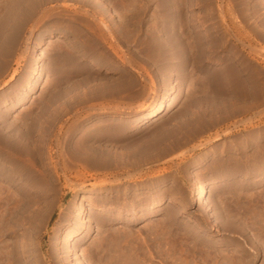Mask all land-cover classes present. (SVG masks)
<instances>
[{"label":"rangeland","instance_id":"obj_1","mask_svg":"<svg viewBox=\"0 0 264 264\" xmlns=\"http://www.w3.org/2000/svg\"><path fill=\"white\" fill-rule=\"evenodd\" d=\"M186 17L190 39H181L180 48L169 43L166 30L168 24L180 29ZM236 28L249 40L243 53L233 38ZM219 36H227L228 45L212 52ZM186 41L192 47L185 52ZM221 76L235 93L244 85L264 86V0H0V260L74 264L62 242L72 228L66 210L74 201L85 214L101 196L80 202L82 192H127L119 201L134 200L140 210L161 187L163 202L154 216L145 219L138 211L128 225L124 213L118 225L75 238L81 263L264 264V178L253 184L257 178L229 172L233 178L224 186L212 183L219 167L230 171L259 148L264 152V138L254 139L264 135V98L258 104L241 100L246 110L251 104L247 113L225 117L217 127L197 105ZM178 91L172 112L149 130L116 133L118 125L160 108ZM22 133L39 158L11 151L21 147ZM160 134L165 139L156 145L155 162L128 156L143 138ZM216 134L221 138L214 140ZM118 142L126 157L119 169L72 160L80 146L111 144L113 151ZM191 180L196 183L190 186ZM200 183L209 188L208 211L189 201ZM26 203L31 207L24 210ZM229 216L240 220L231 227Z\"/></svg>","mask_w":264,"mask_h":264},{"label":"bare ground","instance_id":"obj_2","mask_svg":"<svg viewBox=\"0 0 264 264\" xmlns=\"http://www.w3.org/2000/svg\"><path fill=\"white\" fill-rule=\"evenodd\" d=\"M221 1V0H220ZM237 2L240 3H245L248 0H236ZM179 7V6H177ZM191 7V6H190ZM174 8V7H173ZM181 9V8H180ZM182 9H185L182 7ZM188 9V8H186ZM176 13H177V9ZM183 11V10H182ZM191 11V10H190ZM226 11V10H225ZM172 12V11H171ZM224 12V11H223ZM189 13V12H188ZM231 13V12H230ZM229 13V14H230ZM172 14V13H170ZM184 15V14H183ZM221 15V14H220ZM226 16V15H225ZM221 22L222 25L224 26V29L229 30V25L226 21V18L224 17V14L221 16ZM181 20V18H179ZM184 19V18H183ZM194 19V18H193ZM228 19V18H227ZM168 21V20H167ZM178 21V19H177ZM197 21V20H196ZM230 22V21H229ZM167 23V22H166ZM175 23V22H174ZM189 21L187 19V17L184 19V21H182L180 29L181 31L179 32V28L176 24H172V25H167V30L166 32L169 33L168 34V39H169V43L173 44L174 46L177 45L178 47H182V44L180 43V40L183 39V41L186 39H190V32L187 30L189 27ZM192 23V22H191ZM171 24V23H170ZM230 24V23H229ZM234 25V24H232ZM193 26V25H192ZM235 26V25H234ZM232 27V26H231ZM237 27V26H236ZM190 28V27H189ZM193 28V27H192ZM233 28V27H232ZM238 28L234 29L237 30ZM242 29V28H241ZM233 30V31H234ZM240 31V30H239ZM192 32V31H191ZM230 32V31H229ZM238 32V30H237ZM243 32V31H242ZM197 33V32H196ZM228 33V32H227ZM235 33V32H233ZM239 33V35H238ZM235 36L233 35L234 41L237 44V47L241 49L242 53L245 52V50L248 48V41H246V39H244L243 37V33L238 32ZM182 35H184L185 37H183ZM232 35V34H231ZM192 36V35H191ZM197 36V35H196ZM230 36V35H228ZM182 37V38H181ZM221 37V36H219ZM232 37V36H231ZM167 38V37H166ZM185 38V39H184ZM198 38V37H197ZM204 38V37H203ZM215 38V37H214ZM229 39V37H228ZM248 39V37H247ZM200 40V39H199ZM216 40V39H215ZM203 41V40H202ZM227 36H222L220 39L216 40L215 42L210 44V49L212 50V52H217L219 49L223 50V48L228 45L227 44ZM187 42V41H186ZM189 42V41H188ZM187 42L186 44H183V49L185 50V52L187 51V49L190 47H192V45L190 43ZM211 42V41H210ZM196 43V42H195ZM206 43V42H205ZM232 43V42H231ZM235 44V43H234ZM201 45V43H200ZM203 45V43H202ZM173 46V47H174ZM194 46V45H193ZM206 46V45H205ZM196 47V45H195ZM198 48H200L197 45ZM196 47V48H197ZM235 47V46H234ZM204 48V47H203ZM250 49V48H249ZM190 50V49H188ZM195 50V49H194ZM210 50V51H211ZM203 51V50H202ZM207 51V50H206ZM189 54V53H188ZM205 54V53H204ZM210 54V53H209ZM218 54V53H217ZM230 55V54H229ZM202 56V53H201ZM215 56V55H214ZM213 56V58H214ZM227 56V55H226ZM238 56V55H237ZM188 57V56H187ZM192 57V56H190ZM236 57V55H235ZM205 58V57H204ZM211 58V57H210ZM228 58V57H227ZM240 58V57H239ZM190 59V58H189ZM200 59V58H199ZM72 60V59H71ZM186 60L188 61V58H184L183 62H186ZM197 60V59H196ZM201 60V59H200ZM191 61V60H190ZM180 62V61H179ZM77 63V62H75ZM81 63V62H80ZM95 63V62H93ZM181 63V62H180ZM194 63V62H193ZM185 64V63H184ZM201 64V63H200ZM226 64V63H225ZM237 64V63H236ZM97 67V69H102L103 66H101V64L99 63H95L93 64ZM181 65V64H180ZM183 65V64H182ZM203 65V64H202ZM243 65V64H242ZM224 66V65H223ZM38 67V66H37ZM75 67V66H73ZM235 67H240L238 65H236ZM75 69V68H74ZM72 69L70 71L71 75H76V70ZM178 69V68H177ZM227 70V69H226ZM237 70V69H236ZM180 71V70H178ZM230 71V70H229ZM225 73V72H224ZM223 73V74H224ZM228 73V72H227ZM234 73V72H232ZM231 73V74H232ZM217 75H219L217 73ZM226 75V74H225ZM229 75V74H228ZM236 75V74H235ZM230 76V75H229ZM238 76V75H236ZM240 76V75H239ZM13 77V74L8 78V81L11 80ZM226 78H222L219 77L217 79H214V87H216L215 89H213L211 92V94L208 96V99H203V101L201 103H198V107L203 110V114L204 115H210L212 116L211 118H213V120H215L214 125L220 124L222 121L232 118L233 116H235V118L237 117V115L240 114H244L247 110H249V108H251V104L248 105L249 108L246 110L243 107V104H239L241 106L238 105V103H241L244 99L245 100H253V104L254 101L259 99V97H263L264 98V86L261 87L263 84L260 85V83L258 84L255 83L253 86L251 85H244L242 86V88L240 90H235V92H233L230 89V79L228 78V76H225ZM242 80V78H241ZM232 82V81H231ZM244 82V81H243ZM256 82V81H255ZM83 83V82H82ZM81 83V84H82ZM238 83V82H237ZM249 83V82H248ZM254 83V82H253ZM232 84V83H231ZM234 84V83H233ZM232 84V85H233ZM239 84V83H238ZM240 85V84H239ZM260 85V86H259ZM259 86V88H258ZM73 88V87H72ZM236 88V87H235ZM70 89V88H69ZM234 89V88H232ZM238 89V87H237ZM67 91V90H66ZM177 91V90H176ZM68 92V91H67ZM71 92V91H70ZM65 93V92H64ZM178 92H176L175 94H173L172 96H170L167 101L158 109L151 111L150 113H144L141 117L137 118L135 121H132V123H128L125 122L121 125H118L117 129H116V133L117 134H126L130 131H146L152 124L154 123H158L159 121H161L163 119V117H165V115H168L169 113L172 112L175 104L178 101ZM61 95V94H60ZM61 97V96H60ZM65 97V96H64ZM63 98V97H62ZM61 98V99H62ZM60 100V98H59ZM249 100V101H251ZM262 100V99H259ZM67 102V101H66ZM246 102V101H245ZM257 101H255L256 103ZM69 103V102H68ZM260 103H264L262 101H260ZM258 104V103H256ZM259 106V105H256ZM254 108V106H252ZM256 109V107H255ZM55 110V109H54ZM141 111V110H140ZM251 111V110H250ZM253 111V110H252ZM55 112V111H53ZM142 112V111H141ZM247 113V112H246ZM245 113V114H246ZM55 114V113H54ZM53 114V115H54ZM202 114V113H200ZM243 116V115H242ZM54 117V116H53ZM57 117V115L55 116ZM226 117V119H225ZM239 117V116H238ZM184 120V117H183ZM230 120V119H229ZM136 121L140 122L138 125H136ZM243 121V120H241ZM240 121V122H241ZM213 122V121H211ZM225 122V121H224ZM239 122V123H240ZM212 124V123H211ZM235 124V123H234ZM233 124V125H234ZM245 124V122L243 123ZM210 125V124H209ZM232 125V124H231ZM232 125V126H233ZM241 125V124H240ZM246 125L248 126V124L246 123ZM116 126V125H115ZM213 126V124H212ZM219 125H217L218 127ZM236 126V125H235ZM214 127V126H213ZM220 127V126H219ZM252 127V126H251ZM215 128V127H214ZM229 128V127H228ZM232 128V127H231ZM234 128V126H233ZM209 129V127H208ZM149 130V129H148ZM230 130V128H229ZM228 130V132H229ZM230 134V132L228 133ZM257 134V133H256ZM31 134L29 133L28 136H30ZM117 136V135H116ZM115 136V137H116ZM222 135H217L214 137V140L220 139ZM256 136V135H255ZM24 137H26V134L22 133L21 134V139L23 140L20 143V148H11L15 154H20L21 156L24 157H29V158H37V154H36V149L32 148L30 145H28L27 143L24 142V140H26ZM12 138V137H11ZM24 138V139H23ZM148 137L143 138L141 144L139 145L138 149L136 150V152H133L131 154H127L130 158L131 157H136V155L140 156L143 154L145 156H147L146 161H152L158 158L160 155L158 153H156L157 151V144L161 143L162 141H164L165 139V135L164 134H160L157 135L156 138L151 139V140H147ZM252 138V136H251ZM264 138V135L258 134L254 139L261 141ZM242 139V137H241ZM247 139V138H245ZM27 140H29V142L32 141V138H27ZM248 140V139H247ZM116 141V139H115ZM152 141V142H151ZM138 142V141H137ZM122 143H124L122 141ZM120 143V144H122ZM241 143V142H240ZM243 143V142H242ZM252 143V141L250 142ZM254 144H256V142H253ZM59 144V143H58ZM104 144V143H103ZM117 144V143H116ZM115 144V145H116ZM245 144V143H244ZM262 144V143H261ZM138 145V144H136ZM157 145V146H156ZM248 145V143L246 144ZM57 146V144H56ZM59 146V145H58ZM86 146V145H85ZM111 146V144L109 145V147ZM114 146V144H113ZM112 146V148H113ZM124 145H120L119 146V142L116 145V147L114 146V150L111 151L110 149H105V148H100V149H96V148H91V147H81L77 150V152L75 153V158H73L72 160H77V162H79L78 160H81V162H87L89 163L91 166L93 167H101L103 169H111L113 167H118L120 166L121 162H126V157H124V153L122 154L120 147H122ZM264 146V145H262ZM261 146V147H262ZM246 147V146H243ZM257 147V146H256ZM111 148V147H110ZM120 149V150H119ZM123 149V147H122ZM240 149V148H239ZM254 149V148H253ZM236 150V149H235ZM10 151V152H11ZM160 151V150H159ZM152 153H156V155L152 154ZM252 154V153H251ZM59 160H61L60 158V154H57ZM144 156V157H145ZM128 157V158H129ZM143 157V156H142ZM249 159H246L243 164L241 165H237L234 168H229L230 171L227 169V167H219L217 172L220 173L221 175L217 176L214 180H213V184H214V189H218L220 187V185H223L227 182V180H229L232 176L229 172L231 173H244L243 174V178L244 177H254L257 178L256 181H254L253 184L258 183V180L261 178H264V152L263 149L259 148L257 151H255V153H253L251 156H248ZM39 158V157H38ZM247 158V157H246ZM134 159V158H133ZM144 159V158H143ZM136 160V159H135ZM145 161V162H146ZM139 162V161H138ZM147 163V162H146ZM229 163V162H228ZM88 164V165H89ZM235 164V163H234ZM124 166V165H123ZM121 167V166H120ZM18 168H20L21 173L25 174H29L28 171L25 170V168H23V166H18ZM114 169V168H113ZM119 169V167H118ZM84 170V169H83ZM112 170V169H111ZM229 173V175H228ZM233 178V177H232ZM105 181V180H103ZM115 183V182H114ZM190 186L195 184L196 182L194 180H191L190 182ZM251 183V182H250ZM222 187V186H221ZM226 187V185H225ZM194 191L190 196L189 201L190 202H200L201 205H203L202 207H204V209L206 211L209 210V205L207 202V191H208V186L207 184H199L196 187H194ZM211 189V188H210ZM226 189V188H225ZM229 189V188H228ZM112 190V189H111ZM147 190V189H146ZM144 191L147 192V191ZM123 192V190H122ZM135 192V191H134ZM156 194L154 195V197L150 200V202H148L147 204L144 202L141 205L142 209H138L135 208V202L134 200H132L131 202H121L119 201L118 198L123 199L125 197V195L127 194V192L119 194V191H112L110 193L107 192H94L93 190H87L81 193L80 197V202L83 199H88L91 197V195L93 194H100L101 196H99L97 198V203L91 204L90 208L88 211H86V213L84 214V210L82 209L81 204H79L78 202H74L72 201L70 206L68 207V209L66 210V216H64V221H67L68 224L70 225V232H68L65 237H64V242L65 244L69 245V254L72 256V261L74 264H83L81 263V261L79 260V258H77V254H78V250L76 249L75 246H73V242L75 241V238L79 237L83 231H84V236L87 237L89 236L95 228H99V229H105L108 228L110 226H116L120 223V221L122 220V215H124V213H127V217L128 219L126 220V223H128V225H132L133 223H135L137 221L136 218V214L138 213V211H142V217H144L145 219L147 217H152L155 215L156 211H153V208L157 207L158 205L162 204L163 202V198L161 197V194L163 193V188L158 187L155 189ZM222 192V191H221ZM229 193V192H228ZM228 196V195H227ZM222 198V197H221ZM219 199V198H218ZM95 200V199H94ZM136 201V200H135ZM137 202V201H136ZM219 202V201H218ZM218 202H216V208L218 207ZM221 203V202H220ZM32 205V204H31ZM150 205V206H149ZM152 206V212L147 211V209H149ZM29 204H25V206H23V209H28ZM214 207V208H215ZM16 210V209H15ZM28 211V210H27ZM30 212V211H29ZM24 214V212H22ZM209 215V214H208ZM13 216V215H12ZM84 216V217H83ZM230 217V216H229ZM228 218V217H227ZM63 219V218H62ZM66 219V220H65ZM229 219V224L232 227V224L234 225L235 223H237L239 220H237L236 217L231 216ZM60 223V222H59ZM58 223L57 227L54 230V235L57 238L58 235L61 233L62 231V227L60 226V224ZM260 227V225H259ZM112 229V228H111ZM134 237V236H133ZM107 241V240H106ZM109 241V240H108ZM117 241V239L115 240V242ZM16 248V247H15ZM14 255H17L16 253ZM23 256V255H22ZM11 260V259H10ZM6 261H8V259L6 257H2L0 260V264H6Z\"/></svg>","mask_w":264,"mask_h":264}]
</instances>
